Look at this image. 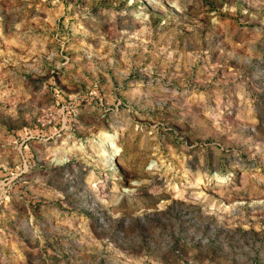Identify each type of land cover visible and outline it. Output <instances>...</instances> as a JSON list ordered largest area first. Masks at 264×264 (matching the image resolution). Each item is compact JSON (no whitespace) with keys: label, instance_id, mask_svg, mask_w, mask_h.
Returning a JSON list of instances; mask_svg holds the SVG:
<instances>
[{"label":"rangeland","instance_id":"obj_1","mask_svg":"<svg viewBox=\"0 0 264 264\" xmlns=\"http://www.w3.org/2000/svg\"><path fill=\"white\" fill-rule=\"evenodd\" d=\"M9 202L0 264H264V0H0Z\"/></svg>","mask_w":264,"mask_h":264},{"label":"bare ground","instance_id":"obj_2","mask_svg":"<svg viewBox=\"0 0 264 264\" xmlns=\"http://www.w3.org/2000/svg\"><path fill=\"white\" fill-rule=\"evenodd\" d=\"M114 136H109L105 145L109 146L111 145L110 147V152L109 150L106 151L104 149V151L102 152V154L105 155L106 157V163L109 165V166H115L117 163H118V157L120 156V153H121V149L118 145V143L115 142V140L113 139ZM104 145V146H105Z\"/></svg>","mask_w":264,"mask_h":264},{"label":"crops","instance_id":"obj_3","mask_svg":"<svg viewBox=\"0 0 264 264\" xmlns=\"http://www.w3.org/2000/svg\"><path fill=\"white\" fill-rule=\"evenodd\" d=\"M171 46H172V44H170V49H171ZM172 50V49H171ZM33 199V198H32ZM11 202H9V204H7V206H6V208H5V210L4 211H1L2 212V214H5V215H7V216H4V217H2V219H0V224H3V222H5V221H7V220H9V219H11V217H10V215L13 213V211H12V206H11V204H10ZM30 203H32L33 204V202L31 201ZM25 210H26V213L27 214H30V215H32V217L34 218V216H35V214H34V206L33 205H28V202L26 201L25 202Z\"/></svg>","mask_w":264,"mask_h":264},{"label":"built area","instance_id":"obj_4","mask_svg":"<svg viewBox=\"0 0 264 264\" xmlns=\"http://www.w3.org/2000/svg\"><path fill=\"white\" fill-rule=\"evenodd\" d=\"M117 166V165H116ZM152 164H150L148 166V168H152ZM117 169V167H115ZM137 189V182L132 180L130 182H128V184L126 185V188L123 189L124 192H128V193H132Z\"/></svg>","mask_w":264,"mask_h":264}]
</instances>
